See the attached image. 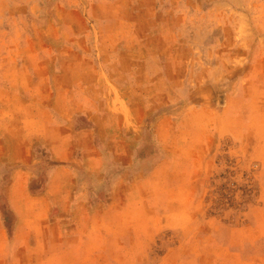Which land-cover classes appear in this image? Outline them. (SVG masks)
Masks as SVG:
<instances>
[{
	"label": "rangeland",
	"instance_id": "374dc122",
	"mask_svg": "<svg viewBox=\"0 0 264 264\" xmlns=\"http://www.w3.org/2000/svg\"><path fill=\"white\" fill-rule=\"evenodd\" d=\"M11 97L33 199L13 207L6 154L0 264H93L72 240L96 209L140 233L164 220L137 264H264V0H0ZM45 220L64 223L30 259L20 238Z\"/></svg>",
	"mask_w": 264,
	"mask_h": 264
},
{
	"label": "crops",
	"instance_id": "0c3cea01",
	"mask_svg": "<svg viewBox=\"0 0 264 264\" xmlns=\"http://www.w3.org/2000/svg\"><path fill=\"white\" fill-rule=\"evenodd\" d=\"M16 96V95H15ZM12 99L1 100L0 103V110L5 109V105H8ZM10 116L14 118L15 112L13 110H8ZM1 116V115H0ZM8 117L0 118V161L6 156V154L11 159L12 165H15V170L12 173V185L10 187V195L12 196V205L13 207L20 206L21 197L28 196L29 199H33L28 193V185L25 182V179L29 177V173L25 170V167H21V165L26 166L29 164L31 166V162L33 161L32 157V145L30 141L25 142L22 144L21 142V129L18 124H15L13 121L14 119ZM9 134L14 139V143L12 144V150L7 151L6 147L2 141L1 136ZM24 147V153H21ZM196 164V160L191 162V170L186 175L185 178L188 180H193L198 177V172L194 168ZM28 167V168H29ZM30 172V171H29ZM55 178V176H54ZM191 183V182H190ZM189 183V184H190ZM119 209V206H114V208ZM113 209V207L111 208ZM107 211H111L108 209ZM96 213L94 214L93 218H89L87 220H77L78 221V229L76 235L74 236L75 242L79 244L80 247L85 245L86 243H90L93 241L96 243V256L94 259L96 260L93 264H137L138 261L142 259H150L148 254V245L154 241L156 238V232L160 228H164V220L160 222L153 223L147 221L146 225L144 226L145 232L140 233V231L136 228L134 222L130 221L126 218H121L119 214L118 218H102L98 215L99 210L96 209ZM37 223V222H35ZM62 221H39L36 226L45 228V236L44 238H40L36 232H33L31 229L28 231V235L24 236V241L29 243L30 248V256L32 257L33 252V244H37L40 240L48 243H53L55 241L54 236V227H57ZM4 236V226L0 220V237L3 239ZM17 236L21 237L20 235L13 236V238L17 241ZM19 239V240H20ZM14 240V241H15ZM18 240V241H19ZM21 241V240H20ZM140 245V246H139ZM146 248V250H145ZM176 257L179 258H186L187 260L196 259V255L192 254L191 252H175L173 253ZM18 257L17 254H14V258ZM170 255L164 253L160 256L161 263H165L164 260L169 259ZM5 261V258L3 259Z\"/></svg>",
	"mask_w": 264,
	"mask_h": 264
}]
</instances>
